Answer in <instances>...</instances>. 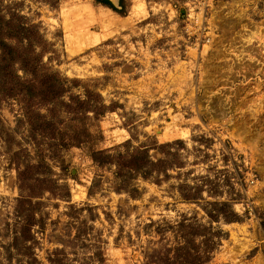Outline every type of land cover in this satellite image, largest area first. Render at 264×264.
<instances>
[{
    "label": "rangeland",
    "instance_id": "rangeland-1",
    "mask_svg": "<svg viewBox=\"0 0 264 264\" xmlns=\"http://www.w3.org/2000/svg\"><path fill=\"white\" fill-rule=\"evenodd\" d=\"M126 2L120 14L98 0H0L1 13L38 24L52 70L111 104L79 121L58 101L49 112L0 89V264H162L174 236L154 223L185 216L225 232L208 264H264V0ZM83 128L92 136L61 146ZM126 141L155 160V142L173 143L169 177H139L138 196L92 156ZM185 183L202 198L184 200ZM223 200L236 220L207 214Z\"/></svg>",
    "mask_w": 264,
    "mask_h": 264
},
{
    "label": "trees",
    "instance_id": "trees-1",
    "mask_svg": "<svg viewBox=\"0 0 264 264\" xmlns=\"http://www.w3.org/2000/svg\"><path fill=\"white\" fill-rule=\"evenodd\" d=\"M98 1H103L120 14L127 13V0H119V7L114 6L110 0ZM14 39L20 44H13L11 41ZM43 44H45V39L38 24L19 14L6 15L0 12V89L15 97H19L25 91L26 100L39 97L42 103L53 105L48 108L49 112L54 110V104L58 101L67 108L66 112L75 114L74 119L99 120L111 108V104L105 103L97 88L78 78L63 77L58 71L52 70L44 62L42 53L37 51L36 46ZM20 70L26 76L21 75ZM28 75L32 78H27ZM72 88H79L82 93L71 94L66 99L65 94ZM38 89H41L39 96L35 91ZM42 116H45L44 123L49 129L53 122L46 114ZM83 130V134L69 136L61 146L79 144L84 141L83 137L92 136L89 129L83 128ZM172 144V142H155V147L163 153V158L159 160L153 159L150 155V145L134 146L130 141L115 147L116 154L111 153L112 149H110L94 151L92 156L100 165L109 164L115 167L113 174L117 191L123 190L131 196H138L141 189L136 179L139 177L147 180L155 175V182L158 184L169 177L168 170L172 169L174 163ZM121 147L125 149L121 150ZM163 173L164 178H160ZM200 177L202 180L209 181L208 177ZM181 185L184 189L181 197L184 200L191 202L202 198V185L198 183ZM210 205L211 209H207V214L212 219L223 217L226 221H234L238 217L231 201H215ZM30 218L31 216L26 220L28 228L32 224ZM155 224L156 232L161 236L165 237L166 232L170 230L174 236L173 244L168 246L164 256L161 257L162 264H208L212 253L217 248V238L225 234L221 229L214 230L211 224L204 226L186 216L174 224L167 221Z\"/></svg>",
    "mask_w": 264,
    "mask_h": 264
},
{
    "label": "bare ground",
    "instance_id": "bare-ground-1",
    "mask_svg": "<svg viewBox=\"0 0 264 264\" xmlns=\"http://www.w3.org/2000/svg\"><path fill=\"white\" fill-rule=\"evenodd\" d=\"M93 35H94V33H92ZM99 34V33H98ZM88 35V34H87ZM91 35V34H90ZM85 36V35H84ZM101 36V35H100ZM95 37H97V36H95ZM73 39H75V38H73ZM84 39V38H83ZM94 39H96V38H94ZM98 39V38H97ZM96 39V40H97ZM93 40V39H92ZM100 40V39H99ZM92 43H94L93 41H91ZM78 46V45H77Z\"/></svg>",
    "mask_w": 264,
    "mask_h": 264
}]
</instances>
